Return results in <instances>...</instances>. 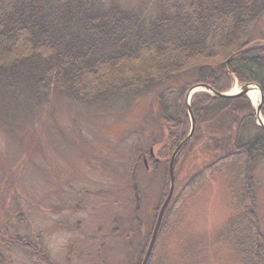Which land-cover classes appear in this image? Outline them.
Segmentation results:
<instances>
[{"label":"trees","instance_id":"trees-1","mask_svg":"<svg viewBox=\"0 0 264 264\" xmlns=\"http://www.w3.org/2000/svg\"><path fill=\"white\" fill-rule=\"evenodd\" d=\"M263 15L264 0H0V127L6 132L54 97L112 111L152 96L153 120L164 130L154 152L157 144L155 154L168 167L190 131L185 96L192 86L228 92L237 81L264 91V44L252 46ZM191 108L196 133L175 171L203 129L212 165L231 159L242 203L253 198L264 129L250 100L199 93ZM164 183L157 212L168 194V168ZM247 229L236 236L242 263L264 264V236L254 222ZM14 245L51 264L37 243Z\"/></svg>","mask_w":264,"mask_h":264},{"label":"rangeland","instance_id":"rangeland-1","mask_svg":"<svg viewBox=\"0 0 264 264\" xmlns=\"http://www.w3.org/2000/svg\"><path fill=\"white\" fill-rule=\"evenodd\" d=\"M253 40L252 46L264 44V15ZM237 88L234 83L232 90ZM153 102L152 96L144 97L128 110L110 111L54 97L51 106L33 110L6 132L0 127V264H45L14 245L18 233L37 244L42 237L40 246L51 264H87L79 260L83 236L56 230L60 226L55 207L59 203L75 206V191L85 186L91 191L106 186L115 191L112 196H130L137 149L148 154L164 139L163 128L153 120ZM204 133L198 130L196 141L177 167L174 196L151 264H243L244 247L238 238L245 235L241 229L248 231L247 224L254 222L258 234L264 236V166L260 164L254 173L253 198L242 203L238 168H233L231 159L212 165ZM160 168L155 177L136 169L144 208L151 202L156 208L160 205L168 167L163 164ZM117 208L107 207L109 231ZM103 209L98 210L100 215L106 213ZM33 233L35 236H29ZM40 233L45 236H38ZM110 238L105 248L109 249L108 261L98 264H126L123 240Z\"/></svg>","mask_w":264,"mask_h":264},{"label":"flooded vegetation","instance_id":"flooded-vegetation-1","mask_svg":"<svg viewBox=\"0 0 264 264\" xmlns=\"http://www.w3.org/2000/svg\"><path fill=\"white\" fill-rule=\"evenodd\" d=\"M137 152L138 155L135 158V165L133 169H140L142 166L143 168H141L143 170H140L143 171L146 176L155 177L153 174H157L158 171L161 170L160 167H162L163 162L156 156L154 147L150 148L148 154L140 151V149H137ZM81 180V182H83L84 179ZM74 186L76 187V185ZM82 188L83 189L80 191H75L78 197L75 206L65 207L59 203L55 207V212L57 214L56 221L60 226L59 229L56 227V230H64L66 231V234L69 233V236H83V238H81L83 239L82 241L84 244L82 245V247H84L81 251L83 254L79 255V260H85L87 264L89 261L92 263L96 261L95 264H98V261L106 263L108 261L106 255H108L109 249L105 248L107 242L108 244L110 242V236H114L123 240V246L125 249L124 255L127 256L126 264H142L147 253L151 237L153 236L155 226L157 224L159 215V211L157 212L158 208H156L152 202L147 207H143L140 192V199H137L136 192L138 191V187L137 184L133 182V179L132 189L134 190V196H122L119 194H114L113 196H118V199H115L112 196V193L115 191H110V189L106 186H102V188L96 189L94 191H91L89 186ZM90 194L93 195L95 203L92 200L93 198L90 197ZM108 206H112L113 208L115 207V209L118 207L117 215L112 217L113 223L111 224L114 226L112 231H109L110 216L108 217L106 215ZM132 206L134 207L133 212L131 213ZM100 208H104L101 211L106 213L100 215L98 213ZM119 209L124 211V215L120 213ZM80 214L81 219H78L77 217ZM15 236H18L19 238H17V240H19L20 236L26 235L18 233ZM29 236H35V233ZM38 236L45 235L40 233ZM41 239H39L38 245L42 246L44 243L40 242ZM75 241L76 238L74 239V242ZM87 242L89 243L88 246H86ZM70 248L73 251L74 246ZM155 251L156 250H153L148 264L152 263V260L155 257ZM69 256L70 255L68 254L67 259L71 257Z\"/></svg>","mask_w":264,"mask_h":264},{"label":"water","instance_id":"water-1","mask_svg":"<svg viewBox=\"0 0 264 264\" xmlns=\"http://www.w3.org/2000/svg\"><path fill=\"white\" fill-rule=\"evenodd\" d=\"M232 58H230L227 62H225L223 64V68H226L227 63L231 60ZM256 87L259 89L260 92V102L257 106H254V112H255V119H256V123L259 127L264 129V118L262 116V105L264 103V92L263 90L255 85V84H245L242 85L240 87L239 90L237 91H232V92H227V93H221V92H217L216 90L212 89L211 87L207 86V85H195L193 87H191L186 96H185V104H186V108H187V112L189 114L190 120H191V128H190V132L187 136V138L177 147V149L175 150L170 163H169V178H170V187H169V193L167 195V198L161 208V211L159 213L158 216V220H157V224L155 226L154 232H153V236L151 238L147 253L145 255V258L143 260L142 264H147L148 260L151 256V253L153 251V248L155 246L157 237H158V232L162 223V218L164 215V212L168 206V204H170L173 194H174V189H175V161L177 156L179 155V153L182 151V149L191 141L194 133H195V128H196V121H195V117L191 108V99L194 95H196L197 93H201V92H206L211 94L214 97H218V98H237V97H242V96H248L249 97V92L251 90V87Z\"/></svg>","mask_w":264,"mask_h":264},{"label":"bare ground","instance_id":"bare-ground-1","mask_svg":"<svg viewBox=\"0 0 264 264\" xmlns=\"http://www.w3.org/2000/svg\"><path fill=\"white\" fill-rule=\"evenodd\" d=\"M249 97L251 98L253 104L257 106L260 102V92L259 89L254 87H251V90L249 92Z\"/></svg>","mask_w":264,"mask_h":264}]
</instances>
